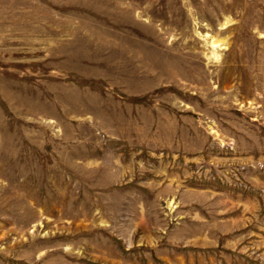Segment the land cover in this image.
<instances>
[{
  "label": "rangeland",
  "instance_id": "obj_1",
  "mask_svg": "<svg viewBox=\"0 0 264 264\" xmlns=\"http://www.w3.org/2000/svg\"><path fill=\"white\" fill-rule=\"evenodd\" d=\"M0 264H264V0H0Z\"/></svg>",
  "mask_w": 264,
  "mask_h": 264
}]
</instances>
